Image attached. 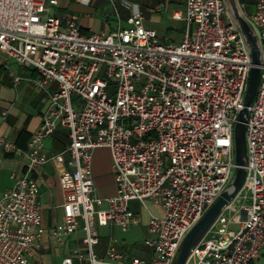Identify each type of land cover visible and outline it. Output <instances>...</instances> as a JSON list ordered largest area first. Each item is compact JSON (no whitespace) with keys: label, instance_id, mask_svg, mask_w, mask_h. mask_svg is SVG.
I'll use <instances>...</instances> for the list:
<instances>
[{"label":"built area","instance_id":"1","mask_svg":"<svg viewBox=\"0 0 264 264\" xmlns=\"http://www.w3.org/2000/svg\"><path fill=\"white\" fill-rule=\"evenodd\" d=\"M57 4L0 0V65L14 60L34 68L37 77L28 81L47 100L26 149L0 136L2 148L25 161L0 199V264H33L46 233L34 173L61 163L65 154L70 170L59 173L63 218L50 237L59 246L71 237L76 247L61 264H173L186 235L234 176V128L253 67L245 38L225 0H186L184 16H172L184 21L183 37L167 44L144 26L137 5L129 6L126 26L84 34L78 15H66L63 24L52 14ZM239 8L262 55L246 122L247 175L185 264H251L264 253V0L251 15L245 5ZM59 129L68 131L69 144L48 156L45 140ZM97 149L110 152L117 188L105 199L94 184ZM101 202L105 208H97ZM148 202L162 213L155 216ZM132 203L147 212L150 257L119 251L114 237L99 254L98 228L125 233L142 223Z\"/></svg>","mask_w":264,"mask_h":264},{"label":"crops","instance_id":"2","mask_svg":"<svg viewBox=\"0 0 264 264\" xmlns=\"http://www.w3.org/2000/svg\"><path fill=\"white\" fill-rule=\"evenodd\" d=\"M139 1L141 0H93L89 5H84L80 0H58L57 6L52 9V14L62 20L63 24L65 23L64 17L66 15L76 14L79 16L80 27L84 34L90 32L108 34L115 31L119 25L126 26V21L131 14L133 6L137 5L144 18V26L155 30L160 42L167 44L181 41L185 32V23L183 20L174 19L172 16H184L186 0L183 2L150 0L141 4ZM98 2L111 4L112 8L116 9L113 16H105L104 22H100L93 11L86 8L92 5L95 6ZM256 2L257 0H245L243 5H245L246 12L250 9L252 14L255 10ZM118 4L121 5V10L117 9ZM129 6L132 8L130 9ZM150 11H155L159 14L163 12L169 14V19L175 23H180V27L176 28L169 37L166 34H161L159 30L152 26L147 27L145 25L146 15L150 14ZM152 24L155 25L154 22ZM15 77H19L20 80L16 82ZM36 77L37 72L34 68L22 66L14 60H11L7 67L0 65V136H5L21 149L27 148L30 138L41 125L47 108V100L44 95L36 91L28 81ZM54 88L55 86H53ZM68 144V131L59 129L54 135L45 140L44 151L48 156L56 155L63 152ZM69 161L70 156L65 154L61 163L56 165L49 162L34 173L39 185V206L46 233L34 250L33 264H38V262L57 264L58 259L59 264H61L62 259L70 255L76 247V242L71 237L64 246H59L50 237L52 228L58 225L63 218L61 208L63 191L59 182V173L63 170H70ZM24 164V159L8 154L0 146V199L7 190L13 187V177L20 176L23 173ZM93 175L98 197L105 199L116 195L117 188L114 180V171L110 152L107 149H97L94 152ZM105 207L106 204L104 202L97 204V208ZM155 208L158 214L162 213L160 208ZM102 228H106L108 234L106 243L102 244L100 240L97 252L99 254L104 252L110 237H114L117 240L116 247L119 251L126 252L124 251V241L115 236V229L118 228L101 227L98 228V233H100L99 229ZM263 256L264 253L261 257ZM261 257L252 264H263L261 263Z\"/></svg>","mask_w":264,"mask_h":264},{"label":"water","instance_id":"3","mask_svg":"<svg viewBox=\"0 0 264 264\" xmlns=\"http://www.w3.org/2000/svg\"><path fill=\"white\" fill-rule=\"evenodd\" d=\"M231 17L245 38L253 67L250 70L248 87L243 102V108L239 111L234 128V151L236 169L234 176L216 202L206 211L201 220L190 230L184 238L177 258L173 264H185L191 249L205 237L223 209L232 202L238 191L242 188L247 175V142L246 122L248 119V107L253 103L260 82L262 55L257 35L249 20L239 8V0H225ZM220 228V225H218Z\"/></svg>","mask_w":264,"mask_h":264},{"label":"rangeland","instance_id":"4","mask_svg":"<svg viewBox=\"0 0 264 264\" xmlns=\"http://www.w3.org/2000/svg\"><path fill=\"white\" fill-rule=\"evenodd\" d=\"M133 1V0H130ZM135 1V0H134ZM137 1V0H136ZM150 0H141L139 3L141 4L142 2L146 3ZM173 2H183L184 0H172ZM88 10L93 11L95 14V17L100 20V22H104V18L106 15H111L115 13L116 9H113L111 4H106L103 2H98L95 6L92 5L91 7H86ZM121 5H117V9L121 10ZM251 10H247V14L251 15ZM146 21L145 25L152 26L156 28L157 30L160 31L161 34H166L167 37L176 29L180 27V23H175L169 19V14L167 13H156L155 11H150V14L146 15ZM157 20V21H156ZM152 22L155 23L152 24ZM149 209L150 211L156 216L158 215V212L156 211V208L153 204L148 202ZM131 207L133 208L134 211H136L138 214L142 216V223L138 227H134L130 229L128 232H122L120 229H115V236L119 238L121 241H124V251L127 253H130L133 256L143 258V259H148L150 257V251L145 247V226L147 223L148 215L147 212L139 206L138 203H132ZM236 208L239 209V204H236ZM226 215L228 218H232V215L234 213L227 211ZM230 229L232 230H238V225L231 224ZM100 231V240L102 241L101 243H106V237L108 234V230L106 228L99 229ZM261 263L264 264V256L261 257ZM57 264H59V259L57 261Z\"/></svg>","mask_w":264,"mask_h":264},{"label":"trees","instance_id":"5","mask_svg":"<svg viewBox=\"0 0 264 264\" xmlns=\"http://www.w3.org/2000/svg\"><path fill=\"white\" fill-rule=\"evenodd\" d=\"M245 0H239L240 4H244ZM252 264V263H251Z\"/></svg>","mask_w":264,"mask_h":264}]
</instances>
